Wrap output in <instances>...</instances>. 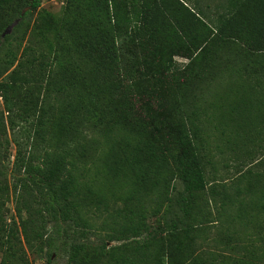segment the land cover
<instances>
[{"label": "trees", "instance_id": "16d2710c", "mask_svg": "<svg viewBox=\"0 0 264 264\" xmlns=\"http://www.w3.org/2000/svg\"><path fill=\"white\" fill-rule=\"evenodd\" d=\"M65 2L67 17L60 22L63 32L60 40L70 57L78 60L70 62L67 56L56 54L50 70L57 67L62 74L82 80L81 85L103 80L108 98L116 93L122 109L120 122L134 134L132 152L126 157L132 184L155 189L169 201L164 217L152 229L147 228L141 216L128 221L124 215L120 231L143 236L131 245L122 243L107 251L102 245L100 256L115 264H198L189 249L192 243L185 244V241L190 233H197L204 222H210L196 203L197 194L207 183L188 127L182 115L167 103L177 98L173 85L180 84L176 81L180 78L170 65L178 56L188 59L187 67L219 43L235 40L247 51L262 57L259 66L264 71V0H225L213 10L200 0H195L192 8L183 0ZM40 3L41 0H0V49L8 45L22 21L31 16ZM8 26L11 32L5 33ZM26 51H22L21 57ZM35 60L37 58L30 63ZM25 63L20 59L12 68L13 62L9 61L0 68V97L3 111L7 113L5 120L0 111V231L5 232L2 224L6 222L8 210L5 204L12 191L17 220L13 218L11 223L19 225L25 243L38 242L45 248V260L50 262L53 244L59 240L62 245H68L70 259L75 260L78 253L88 247L83 241L88 225L76 205L71 163L59 151L65 132L62 107L48 120L51 135L47 139L43 136L40 142L35 139L21 142L17 136L24 129L19 126L20 122L29 123V118L43 109L37 107L27 87L29 67ZM46 63L44 59L39 61L38 70H46L47 67H43ZM117 87L121 95L113 90ZM42 125V120L38 119L36 129L42 130ZM7 130L16 147L11 183L8 164L4 163L11 156L10 141L3 138ZM170 174H175L180 184L172 197L168 196ZM248 174L245 191L255 194L256 181L251 182L250 171ZM152 176L154 181L147 185L146 181ZM237 182L234 180V185ZM236 194L239 195L238 190ZM222 196L223 205L232 201L228 192L224 191ZM253 196L248 202L259 205ZM260 208L264 210V206ZM37 221L40 224L36 226ZM13 230L10 227L8 233ZM260 231L264 232V223L258 225ZM2 236L0 234L4 240L0 244L13 250V244ZM260 241H264V236ZM10 255L13 257L14 252ZM251 260L248 264H262L259 259ZM9 261L5 256L0 264Z\"/></svg>", "mask_w": 264, "mask_h": 264}, {"label": "rangeland", "instance_id": "374dc122", "mask_svg": "<svg viewBox=\"0 0 264 264\" xmlns=\"http://www.w3.org/2000/svg\"><path fill=\"white\" fill-rule=\"evenodd\" d=\"M183 1L191 8L195 3V0ZM200 1L213 10L225 0ZM65 3V0H41L31 16L22 21L21 28L8 45L0 49V68L9 61L13 62L12 68L20 59L25 61L29 67L27 87L37 107H43L35 117L29 118V123L20 122L19 126L24 127L17 133L21 142L34 139L40 142L43 136L47 139L51 135L49 118L59 107L63 109L65 132L59 151L71 163L76 205L88 225L83 239L88 247L71 260L68 245L56 240L51 260L47 262L45 248L38 242L27 245L19 225H12L17 216L13 194L9 191L5 204L8 208L6 222L2 223L5 232L0 231L14 246L9 250L0 244V259L7 256L11 260L8 264H115L100 256V247L104 245L107 251L122 243L131 245L143 236H133L128 230L120 231L124 215L128 221L141 216L147 228L152 229L169 206L161 192L149 188L153 190L150 192L143 185L132 184L126 157L132 152L134 134L120 122L122 109L116 93L108 98L103 80L81 85L82 80L62 74L57 67L50 70L56 54L67 56L70 62L78 60L70 57L60 40L63 35L60 22L67 17ZM10 29L11 26L5 33H10ZM24 49L27 51L22 58ZM34 58L37 60L30 63ZM260 58L247 51L239 41L226 40L187 67L188 59L178 56L170 65L180 78L176 80L180 84L173 85L177 98H171L167 103L182 115L200 155L207 183L197 194L196 203L210 222H204L201 229L190 233L185 241V244L192 243L189 249L198 264H248L252 258L264 264V241H260L264 232H258V225L264 223V210L260 208L264 206V71L259 66ZM43 59L47 62L43 67L47 68L39 71L38 64ZM80 64L83 67V63ZM113 90L122 94L118 87ZM3 109L0 97V111ZM3 115L6 120L5 111ZM38 119L42 120V130L36 129ZM3 138L10 141L8 151L11 156L4 163L8 164L11 183L16 147L10 130ZM248 171L250 181H256L255 194L245 191ZM154 179V176L148 178L147 185ZM168 180V196L172 197L180 184L175 174H170ZM234 180H238L235 185ZM224 191L232 197L225 205ZM251 196L260 206L248 202ZM36 223V226L40 224L39 221ZM10 227L14 230L8 233ZM192 236L195 238L191 239ZM3 240L0 238V242ZM11 252H14L13 257L9 256Z\"/></svg>", "mask_w": 264, "mask_h": 264}, {"label": "water", "instance_id": "95a60500", "mask_svg": "<svg viewBox=\"0 0 264 264\" xmlns=\"http://www.w3.org/2000/svg\"><path fill=\"white\" fill-rule=\"evenodd\" d=\"M7 30H9V27L7 28ZM7 30H6V31H7Z\"/></svg>", "mask_w": 264, "mask_h": 264}]
</instances>
